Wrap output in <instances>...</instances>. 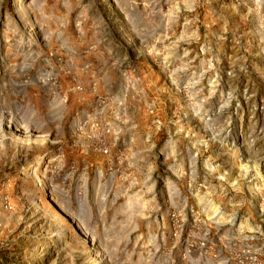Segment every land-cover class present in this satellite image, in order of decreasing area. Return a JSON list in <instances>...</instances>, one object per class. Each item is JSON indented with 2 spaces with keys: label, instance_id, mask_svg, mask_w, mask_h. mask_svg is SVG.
I'll return each instance as SVG.
<instances>
[{
  "label": "rangeland",
  "instance_id": "1",
  "mask_svg": "<svg viewBox=\"0 0 264 264\" xmlns=\"http://www.w3.org/2000/svg\"><path fill=\"white\" fill-rule=\"evenodd\" d=\"M0 264H264V0H0Z\"/></svg>",
  "mask_w": 264,
  "mask_h": 264
}]
</instances>
